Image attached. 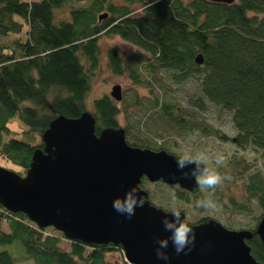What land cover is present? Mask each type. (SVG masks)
Here are the masks:
<instances>
[{
	"label": "trees",
	"instance_id": "1",
	"mask_svg": "<svg viewBox=\"0 0 264 264\" xmlns=\"http://www.w3.org/2000/svg\"><path fill=\"white\" fill-rule=\"evenodd\" d=\"M62 9L67 14L58 18ZM104 13L108 15L100 18ZM110 35L136 47L129 55L115 46L107 48V64L115 75L150 90L162 70L178 84L196 78L200 93L191 104L204 108L206 101L230 111L236 134L228 138L203 123L187 127L189 118L165 98L153 100L149 117L157 115L183 130L198 129L239 148L253 146L264 152V0H0V160L19 167L12 170L25 175L35 150L44 147L42 136L52 120L90 111L87 97L100 65L99 41ZM137 104L143 105L139 100ZM91 113L97 134L123 128L121 108L111 95L96 98ZM123 129L127 134L128 128ZM126 140L132 146L172 153L157 137L154 142ZM241 161L230 160L226 169L243 181V198L231 204L236 211H251L256 204L261 210L258 225L264 216V156L260 167L235 165ZM145 182L150 181L144 178L143 188ZM171 189V198L175 194L176 200L185 201L200 192L199 187L192 192ZM151 199L149 195L154 204ZM257 225L250 229L253 236L247 243L264 264ZM64 238L47 232L26 213L0 204V245L17 243L23 248L18 255L19 247L14 252L0 250V264L30 259L35 264H130L108 257L110 246H120L89 244L93 252L86 255L65 249Z\"/></svg>",
	"mask_w": 264,
	"mask_h": 264
},
{
	"label": "water",
	"instance_id": "2",
	"mask_svg": "<svg viewBox=\"0 0 264 264\" xmlns=\"http://www.w3.org/2000/svg\"><path fill=\"white\" fill-rule=\"evenodd\" d=\"M197 61L202 62L201 56ZM111 96L122 99L120 84L113 86ZM42 139L44 147L35 150L25 175L0 165V204L9 211L24 212L41 228L52 226L67 239L120 246L130 264H263L247 243L253 236L251 230L230 229L212 218L190 223L184 211L181 218L196 233L191 251L177 255L170 240L167 249H162L169 259L157 258V239L171 235L163 219L172 217L151 203L141 184L147 178L189 191L199 187L194 177L184 178L177 169V155L132 146L123 128H106L97 134L91 112L55 118ZM133 187L139 190L143 205L129 219L114 209L113 202ZM257 234L264 243V216Z\"/></svg>",
	"mask_w": 264,
	"mask_h": 264
},
{
	"label": "rangeland",
	"instance_id": "3",
	"mask_svg": "<svg viewBox=\"0 0 264 264\" xmlns=\"http://www.w3.org/2000/svg\"><path fill=\"white\" fill-rule=\"evenodd\" d=\"M36 1V0H35ZM67 14L64 9L57 11L58 18ZM101 58L100 65L92 78V87L88 94L87 100L89 112L92 111V104L96 98L103 95H111L114 85L120 84L122 87V100L117 101L121 108L119 121L123 128H128L126 138L132 141L134 137L139 139L155 140L162 139V143L169 148L172 154L179 155L185 151L192 152L206 150L210 154H220L223 156V162L217 166L210 164V167H218L221 174L225 177L223 182L215 189L202 190L197 196L190 195L188 201L176 200L175 205L182 208L185 212V220L190 223H197L203 218H212L226 227L235 230L253 229L257 225V218L261 214V210L253 204L251 211H236L231 200H241L243 198V181L226 172L228 162L230 160H242L243 163H236L240 167L243 165H251L253 168L262 166L264 152L263 150L250 146L245 149L239 148L229 139H222L215 135H205L198 129L190 131L183 130L177 124H168L157 115L149 117V113H153L151 108L153 100L165 98L171 105L177 106L182 114L186 115L188 121H185L187 127H194L195 123H203L209 125L213 129H219L222 134L228 138H232L236 134V129L232 122L231 112L215 106L209 102H203L204 108L192 105V101L197 98L200 93L199 82L196 78H192L184 83L178 84L172 81L171 75L167 70H162L158 77V82L152 90L140 86H135L127 76L115 75L107 64V48L111 46L117 47L122 53L129 55L136 47L125 41L119 35L103 36L100 41ZM139 100L143 105H138ZM192 103V104H191ZM140 126V127H139ZM240 164V165H238ZM0 165L6 168L18 170L19 167L12 163L0 160ZM179 185H169L162 181L145 182L144 188L149 191V195L153 196L156 206L165 207L168 211L172 205L173 189L179 188ZM206 195H211L212 199L217 202L214 210H206L196 206V202L203 199ZM6 221L3 222V228L6 229ZM47 232L63 235L56 228L50 226L46 228ZM62 246L68 250H81L86 255L93 252L92 246L78 240L64 238ZM20 248L21 251L16 252L15 249ZM9 249L15 251L18 255L23 253L17 243L13 245H0V250ZM107 255L112 260L122 261L125 255L120 247L110 246L107 249ZM17 264H35L33 260H22Z\"/></svg>",
	"mask_w": 264,
	"mask_h": 264
},
{
	"label": "clouds",
	"instance_id": "4",
	"mask_svg": "<svg viewBox=\"0 0 264 264\" xmlns=\"http://www.w3.org/2000/svg\"><path fill=\"white\" fill-rule=\"evenodd\" d=\"M176 162L177 169L181 171L183 177H194L202 190L215 189L225 179L218 167L209 166L210 164L219 166L223 162V156L220 154H210L206 150L197 151L194 154L185 151L177 156ZM189 165H194V167L190 171H185ZM175 201L176 197L173 194V206L169 210L172 218L169 219L168 216H165L163 219L164 229L169 231L171 235L157 239L156 255L158 259H169L168 253L162 251V249H167L170 240L177 255L185 250H187L185 251V254H187L195 243L196 233L194 227L181 218L183 210L175 205ZM142 205L143 201L140 199L139 190L135 187L127 191L123 198H116L113 202L114 209L118 213L126 215L129 219L135 214L136 208ZM196 206L206 210H214L217 207V202L212 199L211 195H206L196 202Z\"/></svg>",
	"mask_w": 264,
	"mask_h": 264
},
{
	"label": "built area",
	"instance_id": "5",
	"mask_svg": "<svg viewBox=\"0 0 264 264\" xmlns=\"http://www.w3.org/2000/svg\"><path fill=\"white\" fill-rule=\"evenodd\" d=\"M122 249V248H121ZM123 253H124V250L122 249ZM126 260V259H125ZM127 261V260H126ZM128 262V261H127Z\"/></svg>",
	"mask_w": 264,
	"mask_h": 264
},
{
	"label": "flooded vegetation",
	"instance_id": "6",
	"mask_svg": "<svg viewBox=\"0 0 264 264\" xmlns=\"http://www.w3.org/2000/svg\"><path fill=\"white\" fill-rule=\"evenodd\" d=\"M198 188V187H197ZM187 191H189V190H187ZM189 192H192V191H189Z\"/></svg>",
	"mask_w": 264,
	"mask_h": 264
}]
</instances>
